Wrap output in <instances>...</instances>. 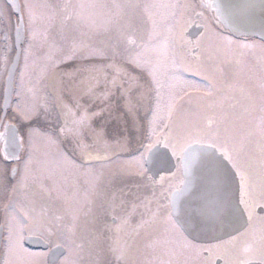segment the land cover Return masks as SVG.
Instances as JSON below:
<instances>
[{
    "label": "snow or ice",
    "instance_id": "obj_1",
    "mask_svg": "<svg viewBox=\"0 0 264 264\" xmlns=\"http://www.w3.org/2000/svg\"><path fill=\"white\" fill-rule=\"evenodd\" d=\"M8 7L0 264H264V0Z\"/></svg>",
    "mask_w": 264,
    "mask_h": 264
},
{
    "label": "flooded vegetation",
    "instance_id": "obj_2",
    "mask_svg": "<svg viewBox=\"0 0 264 264\" xmlns=\"http://www.w3.org/2000/svg\"><path fill=\"white\" fill-rule=\"evenodd\" d=\"M17 2H22V0H0V12H9L11 15V20H12L13 24L15 23V20H16V14L14 12H11V10L8 6L11 4L17 3ZM193 2L198 4L200 2V0H193ZM197 10H199V9H197ZM206 15L213 16L211 12H207ZM6 20H7V17H6ZM2 31H4V29L0 28V32H2ZM13 35H14V33H13ZM0 47H2V46H0ZM10 55H11L12 60H14L15 56H16V51L13 50L10 53ZM21 64H22V59H21ZM11 65H12V63L10 61L9 62V70H11ZM59 71L63 72L62 65L60 66ZM8 76H9V72L3 70V68L0 67V105H2V96H3L4 90L7 88ZM196 78L198 79L199 77H196ZM17 79H18V70H17ZM3 115H4L3 111L0 110V117H2ZM7 115L9 117V119H11V117L13 116V113L11 112V110L8 111ZM108 131H109V135H111L112 134V128L109 127ZM0 133H4V136L0 137V172L6 171L10 176L12 169L17 167L18 164H20L21 162H17L15 160H5L3 158V151L5 148H8L9 151L12 150V148L10 147L11 136H10V133H8L6 131V129L3 127L2 124H0ZM65 147H67L66 144H65ZM134 154H135L134 152L129 151V152L121 153L120 156L130 157L131 155H134ZM132 183H134V182H129V181L126 182L125 180H117L115 187H117V188L124 187L125 185H131ZM0 203H2V201H0ZM99 203L100 202L98 201V204ZM95 211L97 213H101L102 209L97 207L95 209ZM0 218H2V214H0ZM102 218L107 219L106 216H104ZM34 250H39V249H34ZM0 251H2V250H0Z\"/></svg>",
    "mask_w": 264,
    "mask_h": 264
},
{
    "label": "rangeland",
    "instance_id": "obj_3",
    "mask_svg": "<svg viewBox=\"0 0 264 264\" xmlns=\"http://www.w3.org/2000/svg\"><path fill=\"white\" fill-rule=\"evenodd\" d=\"M79 61L78 60H73V61H69L68 63L66 64H62V69H63V72L65 71H69L71 70L76 64H78ZM186 76V78L188 79H195V80H199V78L197 79L196 77H192L190 76L189 74H184ZM135 147V146H134ZM130 157H123V156H120V159H128ZM126 182L129 181V182H136V178L134 177H129L125 180Z\"/></svg>",
    "mask_w": 264,
    "mask_h": 264
},
{
    "label": "water",
    "instance_id": "obj_4",
    "mask_svg": "<svg viewBox=\"0 0 264 264\" xmlns=\"http://www.w3.org/2000/svg\"><path fill=\"white\" fill-rule=\"evenodd\" d=\"M216 2L218 3H223L225 2V0H216ZM232 2L234 3H241L243 2V0H232ZM253 3H255V5L257 6L256 7V18H257V21L259 20V16H260V4H261V0H252ZM212 15L214 16V13H212ZM257 38H259L258 34H257ZM11 68H12V65H11Z\"/></svg>",
    "mask_w": 264,
    "mask_h": 264
}]
</instances>
